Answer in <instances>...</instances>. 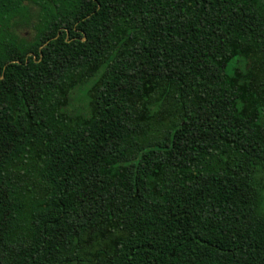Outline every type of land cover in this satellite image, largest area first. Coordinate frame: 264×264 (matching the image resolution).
I'll list each match as a JSON object with an SVG mask.
<instances>
[{
	"label": "trees",
	"instance_id": "1",
	"mask_svg": "<svg viewBox=\"0 0 264 264\" xmlns=\"http://www.w3.org/2000/svg\"><path fill=\"white\" fill-rule=\"evenodd\" d=\"M261 170L264 0H0V264H264Z\"/></svg>",
	"mask_w": 264,
	"mask_h": 264
},
{
	"label": "rangeland",
	"instance_id": "2",
	"mask_svg": "<svg viewBox=\"0 0 264 264\" xmlns=\"http://www.w3.org/2000/svg\"><path fill=\"white\" fill-rule=\"evenodd\" d=\"M34 4V3H33ZM36 8V7H35ZM16 26L20 27H11V30L14 31V33H16L17 35H21L24 36L25 38L30 37L28 32H33V29L30 28H26V25L23 24H16ZM259 176V181H260V192H259V196H260V202L258 203V210H257V214H261L264 213V170H261L258 173Z\"/></svg>",
	"mask_w": 264,
	"mask_h": 264
}]
</instances>
